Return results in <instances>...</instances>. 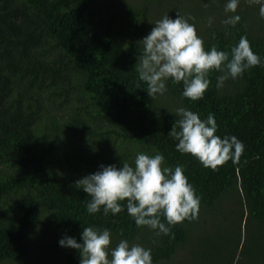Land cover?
<instances>
[{"label":"trees","instance_id":"1","mask_svg":"<svg viewBox=\"0 0 264 264\" xmlns=\"http://www.w3.org/2000/svg\"><path fill=\"white\" fill-rule=\"evenodd\" d=\"M225 3L0 0V264H79V251L58 240L80 242L90 225L110 229V246L150 248L153 264H264V64L220 88L211 72L198 101L171 82L148 97L135 71L140 40L165 13L190 16L206 50L227 51L243 35L264 54L258 5L240 0V21L229 26ZM181 106L211 112L217 135L243 141L237 164L212 171L175 149L167 133ZM138 152L184 168L200 196L196 220L157 235L126 210L86 211L90 197L74 182L101 164H131Z\"/></svg>","mask_w":264,"mask_h":264},{"label":"clouds","instance_id":"2","mask_svg":"<svg viewBox=\"0 0 264 264\" xmlns=\"http://www.w3.org/2000/svg\"><path fill=\"white\" fill-rule=\"evenodd\" d=\"M246 2L258 5V15L264 20V0ZM239 3L240 0H226L224 11L233 15L224 24L239 23L240 16L236 14ZM190 19L178 13L171 18L165 13L140 40L135 71L139 81L146 84L148 97L162 95L167 91V82H171L182 85V98L198 101L210 85L211 72L220 73L216 77V87L220 88L226 80L237 79L251 66L264 64V54L252 50L243 35L227 51L215 45L206 50ZM208 22L211 24V19ZM175 114L179 118L167 135L176 142L175 149L180 154L190 155L212 171L229 160L237 164L243 141L235 134L217 135L218 125L211 112L201 118L198 112L181 106L175 109ZM121 163L119 168L115 164H101L97 171L74 182L77 189H83L90 197L86 204L89 214L102 212L115 216L126 210L137 227L146 226L157 235H169L173 225L198 218L200 196L181 165L166 166L160 152H138L131 164ZM111 240L109 228L90 225L82 229L80 242L64 235L58 245L77 249L79 264H153L150 248L130 244L127 239L110 246Z\"/></svg>","mask_w":264,"mask_h":264},{"label":"rangeland","instance_id":"3","mask_svg":"<svg viewBox=\"0 0 264 264\" xmlns=\"http://www.w3.org/2000/svg\"><path fill=\"white\" fill-rule=\"evenodd\" d=\"M249 4V3H248ZM250 5V4H249Z\"/></svg>","mask_w":264,"mask_h":264}]
</instances>
